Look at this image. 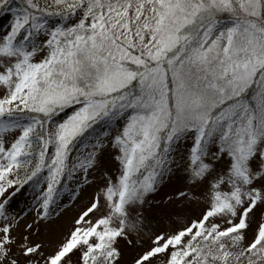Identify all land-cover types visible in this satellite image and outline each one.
<instances>
[{"label": "snow or ice", "instance_id": "6c2138e0", "mask_svg": "<svg viewBox=\"0 0 264 264\" xmlns=\"http://www.w3.org/2000/svg\"><path fill=\"white\" fill-rule=\"evenodd\" d=\"M0 18V264H119L178 167L166 199L197 210L130 264H264V0H0Z\"/></svg>", "mask_w": 264, "mask_h": 264}, {"label": "rangeland", "instance_id": "374dc122", "mask_svg": "<svg viewBox=\"0 0 264 264\" xmlns=\"http://www.w3.org/2000/svg\"><path fill=\"white\" fill-rule=\"evenodd\" d=\"M3 18H0V23H3ZM105 160L110 161V155L105 152ZM183 184L182 170L178 167L157 189V191L148 197V202L145 204V216L150 221V226L144 231L140 237L139 247L130 246L126 241L121 240L119 247L121 248V259L119 264H130L132 256L140 250V247L149 244V236L151 231L166 228L171 224L172 219L175 218V212L180 211L184 213H194L197 208L195 204L185 205L183 208L178 206V202L169 201L166 197L173 196L174 191L181 188ZM29 191L25 187L16 200L22 206H28L30 197L25 194ZM91 189L84 187L81 189L78 198L72 203H69L67 193H64V204L59 210V214L54 216L50 222L45 226L41 225V234L46 235L50 241H56L63 237L64 232L71 226L72 218L81 210L82 206L87 202ZM33 212L29 213L31 217ZM134 244L136 243L135 237L133 238Z\"/></svg>", "mask_w": 264, "mask_h": 264}]
</instances>
